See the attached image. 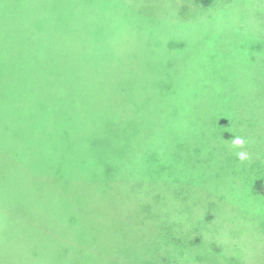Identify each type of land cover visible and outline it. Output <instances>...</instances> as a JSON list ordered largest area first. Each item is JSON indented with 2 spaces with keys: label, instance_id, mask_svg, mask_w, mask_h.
Listing matches in <instances>:
<instances>
[{
  "label": "rangeland",
  "instance_id": "374dc122",
  "mask_svg": "<svg viewBox=\"0 0 264 264\" xmlns=\"http://www.w3.org/2000/svg\"><path fill=\"white\" fill-rule=\"evenodd\" d=\"M137 100L168 115L147 141L120 142L129 152L111 177L142 187L88 201L103 211L85 210L99 237L52 226L48 237H0V264H264V0H0V216L15 205L21 217L45 213L49 226L62 218L46 201L56 195L29 191L40 164L5 159L53 158L43 106ZM237 136L245 143L234 149ZM144 150L158 154L149 174ZM79 221L62 222L90 235ZM23 243L35 249L10 250Z\"/></svg>",
  "mask_w": 264,
  "mask_h": 264
},
{
  "label": "trees",
  "instance_id": "16d2710c",
  "mask_svg": "<svg viewBox=\"0 0 264 264\" xmlns=\"http://www.w3.org/2000/svg\"><path fill=\"white\" fill-rule=\"evenodd\" d=\"M198 1L203 6H208L212 2V0ZM77 100L79 98L75 99V104L80 103V100ZM130 103L133 105L131 106ZM97 105H91L86 111L79 110L75 106L73 109H60L56 112H53L48 105L43 106L42 118L50 114L44 121L54 122L53 127L50 125L41 128L42 144L49 146L53 153L52 159L35 156L28 151H12L5 156L6 159L7 157H21L29 154L26 159L40 164V173L28 177L32 184L29 191L42 199H46V196L56 195L55 199L46 201L56 202L55 208L62 218L54 225L49 226L48 216L45 213L35 212L33 214L29 211L32 216L29 217L28 214H25L21 217L17 215L16 206L13 205L8 209V212L0 216V226L2 227L0 237H48L44 233L49 232L51 226L57 232L63 233L64 237H99L90 232L89 228L90 224L100 227V223H89L100 221L99 218L90 212L85 214V210L101 213L103 211L98 207L84 208L85 206L89 207L88 201L102 200L108 202V192L110 191L132 185L136 188L142 187L141 183L126 176L118 179L111 177L116 169L115 161L119 153L127 152L128 154L129 152L127 147L125 148L120 142L131 139L147 141L152 135L149 128L153 125H161L168 114L163 110L152 111L151 104L139 100L123 103V106L118 109H114L108 102ZM73 110H78V112ZM33 111L38 112L37 109ZM74 112L75 114H73ZM55 115H59L55 120L50 118ZM108 146L111 149H108ZM150 153L153 152L144 150L140 155L145 163V174H149L153 163L159 160L157 153H154L156 154L155 157L150 156ZM65 161L74 162V164L63 166ZM79 162H86L92 169L90 171L79 170L76 167ZM157 165L164 168L162 162ZM21 186L23 187L22 184ZM5 190L6 186L0 180V192ZM143 202L144 200H141L140 205H138L140 211L145 209ZM135 210L130 211L134 213ZM67 215L71 216L70 219H66ZM74 219L78 221H73ZM147 219V215L140 218L141 223ZM63 220H71L76 225L81 222L79 220H88L84 226L91 236L81 231L82 228L72 234L71 227L74 225L65 224L62 222ZM34 246L35 243H23L20 246L12 245L10 250H33L35 249ZM3 247L6 250L7 247Z\"/></svg>",
  "mask_w": 264,
  "mask_h": 264
},
{
  "label": "clouds",
  "instance_id": "9594fccd",
  "mask_svg": "<svg viewBox=\"0 0 264 264\" xmlns=\"http://www.w3.org/2000/svg\"><path fill=\"white\" fill-rule=\"evenodd\" d=\"M244 143H245V141H244V139L242 137L237 136V137H234L232 139V145H233L234 149L242 148ZM236 156L241 162H243L246 159H248L246 153L243 152V151H237L236 152Z\"/></svg>",
  "mask_w": 264,
  "mask_h": 264
}]
</instances>
